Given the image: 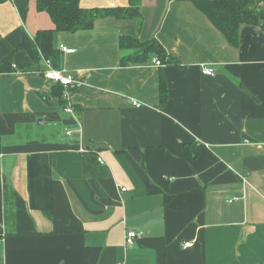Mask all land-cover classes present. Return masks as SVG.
Wrapping results in <instances>:
<instances>
[{
    "label": "crops",
    "instance_id": "1",
    "mask_svg": "<svg viewBox=\"0 0 264 264\" xmlns=\"http://www.w3.org/2000/svg\"><path fill=\"white\" fill-rule=\"evenodd\" d=\"M139 6L141 19L55 33L71 50L60 69L83 80L62 102L44 58L17 49L51 16L0 0V61L13 67L0 72V264H264V32L242 25L233 47L190 0ZM121 35L156 38L179 62L123 66L134 51Z\"/></svg>",
    "mask_w": 264,
    "mask_h": 264
},
{
    "label": "trees",
    "instance_id": "2",
    "mask_svg": "<svg viewBox=\"0 0 264 264\" xmlns=\"http://www.w3.org/2000/svg\"><path fill=\"white\" fill-rule=\"evenodd\" d=\"M39 11L47 12L54 24V29L39 30L34 37L24 33L17 49L29 53L34 62L42 58L49 59L53 67L60 69L62 51L55 46L54 37L57 32H77L94 28L100 17L115 16L121 19L142 17L140 0H129V6L107 8H84L80 0H35ZM183 1V0H180ZM202 11L213 25L224 35L233 47L240 44V28L242 25L260 26L264 32V0H190ZM121 49L133 50L130 56L121 59V65H138L158 58L163 65L177 64L179 61L170 55L165 47L156 39L142 41L131 35L119 37ZM11 56L0 61V72L13 71ZM160 106H165L169 99V87L164 75L159 83ZM63 86L56 83L52 86V95L63 102ZM190 157H196L191 146L186 147ZM97 164V155L91 153L84 159L85 177L92 175Z\"/></svg>",
    "mask_w": 264,
    "mask_h": 264
},
{
    "label": "built area",
    "instance_id": "3",
    "mask_svg": "<svg viewBox=\"0 0 264 264\" xmlns=\"http://www.w3.org/2000/svg\"><path fill=\"white\" fill-rule=\"evenodd\" d=\"M59 49L64 52H70L71 50L66 47L65 45L61 44L59 46ZM45 62V69H44V75L46 78L51 80L53 83H59L63 86V98L69 99L70 90L74 88L81 87L83 84V80L77 76H75L72 73L65 72L62 69H58L53 67L51 61L49 59H44ZM155 65L163 66V63L158 59L155 58L154 61ZM204 74L207 75H214L215 70L210 66H205L204 68ZM134 105H139V103L134 100ZM67 111H72L71 107H67ZM1 157V155H0ZM98 160L103 163L104 160L102 157H98ZM123 190H126V188H123ZM264 195V193H263ZM139 236V234L136 231H129L126 236V243L131 245L134 243L135 239ZM188 245V243L186 244Z\"/></svg>",
    "mask_w": 264,
    "mask_h": 264
},
{
    "label": "water",
    "instance_id": "4",
    "mask_svg": "<svg viewBox=\"0 0 264 264\" xmlns=\"http://www.w3.org/2000/svg\"><path fill=\"white\" fill-rule=\"evenodd\" d=\"M41 121V120H40Z\"/></svg>",
    "mask_w": 264,
    "mask_h": 264
}]
</instances>
